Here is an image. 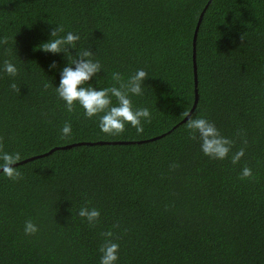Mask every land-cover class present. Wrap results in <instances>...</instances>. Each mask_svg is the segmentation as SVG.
Instances as JSON below:
<instances>
[{
	"label": "trees",
	"instance_id": "1",
	"mask_svg": "<svg viewBox=\"0 0 264 264\" xmlns=\"http://www.w3.org/2000/svg\"><path fill=\"white\" fill-rule=\"evenodd\" d=\"M56 24L100 62L94 87L113 71L147 72L130 97L151 113L143 132L101 133L43 86L59 81L48 64L66 63L36 47ZM4 60L18 71H0V150L21 161L19 178L0 175V264H99L108 231L116 264H264V0H0ZM185 113L232 142L223 160L200 152ZM81 207L99 210L94 225Z\"/></svg>",
	"mask_w": 264,
	"mask_h": 264
},
{
	"label": "clouds",
	"instance_id": "2",
	"mask_svg": "<svg viewBox=\"0 0 264 264\" xmlns=\"http://www.w3.org/2000/svg\"><path fill=\"white\" fill-rule=\"evenodd\" d=\"M63 32V35L59 33ZM80 40L78 33L71 31L65 32L64 29L56 24L48 34V39L39 43L41 51L60 54L66 63L57 68L55 60L48 64V69L53 73H58V84L53 86L51 78H47L44 87L51 85L56 96L63 101L64 107L71 112L76 105L83 111L85 118H95L96 126L101 133L107 135H118L125 131V126L134 128L137 134L143 132V124L151 120V113L147 107H134L130 99L131 96H141L146 87L143 81L148 77L143 68H137L135 72L128 75L125 79L120 72L110 73L111 81L105 87L93 86L88 83L91 79L98 78L96 75L103 70L100 62L93 59V52L88 48L77 51V42ZM75 50V55L69 51ZM0 71L4 74L15 77L17 65L9 60H4ZM104 72V70H103ZM14 91H18L15 83L10 84ZM186 128L189 130V138L198 140L200 152L210 159L223 160L230 151L231 141L222 136L217 127L204 117H192L185 113ZM62 136L71 134V126L67 122L60 129ZM243 148L231 155V161L235 164L243 156ZM21 161L19 152L9 153L0 150V175L11 180L20 177L17 169L18 162ZM252 175L248 167H242L240 177L246 178ZM89 225H94L100 213L96 208L81 207L77 213ZM37 226L31 221L26 220L23 226L25 235L34 234ZM104 241L99 247V264H116L118 259V244L110 237V231L104 232Z\"/></svg>",
	"mask_w": 264,
	"mask_h": 264
},
{
	"label": "water",
	"instance_id": "3",
	"mask_svg": "<svg viewBox=\"0 0 264 264\" xmlns=\"http://www.w3.org/2000/svg\"><path fill=\"white\" fill-rule=\"evenodd\" d=\"M202 14L203 13L201 12L199 17H198V20H197V23H196V26H195V29H194V33H193V41H192V62H193V65L192 66H193V79H194V101H193V105H192V108L190 109L189 113L194 109V107L196 105V102H197V88H196L197 78H196V63H195V38H196V32H197L198 26L200 24V20H201ZM185 118H187V117H185ZM69 146L70 145H65L62 148H66V147H69Z\"/></svg>",
	"mask_w": 264,
	"mask_h": 264
}]
</instances>
